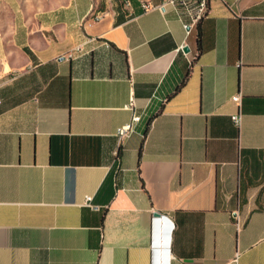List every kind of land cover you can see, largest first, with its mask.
Wrapping results in <instances>:
<instances>
[{
  "label": "crops",
  "instance_id": "0c3cea01",
  "mask_svg": "<svg viewBox=\"0 0 264 264\" xmlns=\"http://www.w3.org/2000/svg\"><path fill=\"white\" fill-rule=\"evenodd\" d=\"M100 1L2 29L0 264H264V0Z\"/></svg>",
  "mask_w": 264,
  "mask_h": 264
},
{
  "label": "built area",
  "instance_id": "2783aa9c",
  "mask_svg": "<svg viewBox=\"0 0 264 264\" xmlns=\"http://www.w3.org/2000/svg\"><path fill=\"white\" fill-rule=\"evenodd\" d=\"M212 1L213 0H160L159 3L153 4L150 0H143V7L145 9L155 7L163 10H165L169 6L174 7L177 10L183 24L187 28V33H190L192 29L197 28L200 22L208 16L211 9ZM124 2L128 6L131 5V0H124ZM99 17L100 15L95 17V19ZM242 98H243L242 92H237L231 97V100L234 102L237 108L236 111L231 114V119L238 127L241 126L243 121ZM0 103H1V99H0ZM133 106H134V99L132 98L131 102L127 104V107L133 108ZM139 119H140V115L133 114L131 122L120 126L117 129V136L119 137V139H123L129 136L131 132L134 130V124L137 121H139ZM92 199H93V195L87 194L85 196L84 204L88 206H93L91 202ZM235 223L237 229L240 230V228L243 225V222L237 213H235Z\"/></svg>",
  "mask_w": 264,
  "mask_h": 264
},
{
  "label": "rangeland",
  "instance_id": "374dc122",
  "mask_svg": "<svg viewBox=\"0 0 264 264\" xmlns=\"http://www.w3.org/2000/svg\"><path fill=\"white\" fill-rule=\"evenodd\" d=\"M40 0H0V45H1V33L2 29L5 27H10L12 24V18L15 10H20L28 6H35ZM107 2L105 0L100 1V6L105 7ZM98 13H95V15Z\"/></svg>",
  "mask_w": 264,
  "mask_h": 264
},
{
  "label": "water",
  "instance_id": "95a60500",
  "mask_svg": "<svg viewBox=\"0 0 264 264\" xmlns=\"http://www.w3.org/2000/svg\"><path fill=\"white\" fill-rule=\"evenodd\" d=\"M185 50H188V48H185ZM154 216L161 217L162 214H161L160 212H155V213H154Z\"/></svg>",
  "mask_w": 264,
  "mask_h": 264
},
{
  "label": "bare ground",
  "instance_id": "6f19581e",
  "mask_svg": "<svg viewBox=\"0 0 264 264\" xmlns=\"http://www.w3.org/2000/svg\"><path fill=\"white\" fill-rule=\"evenodd\" d=\"M98 15L96 14L94 17H97Z\"/></svg>",
  "mask_w": 264,
  "mask_h": 264
}]
</instances>
